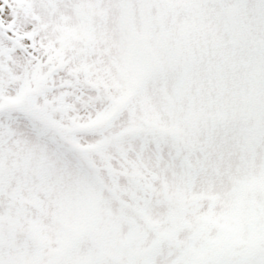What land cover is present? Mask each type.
Wrapping results in <instances>:
<instances>
[{
	"label": "snow or ice",
	"instance_id": "1",
	"mask_svg": "<svg viewBox=\"0 0 264 264\" xmlns=\"http://www.w3.org/2000/svg\"><path fill=\"white\" fill-rule=\"evenodd\" d=\"M0 264H264V0H0Z\"/></svg>",
	"mask_w": 264,
	"mask_h": 264
}]
</instances>
